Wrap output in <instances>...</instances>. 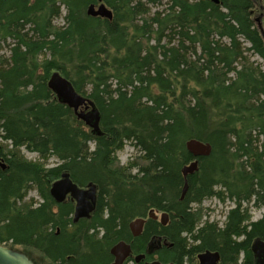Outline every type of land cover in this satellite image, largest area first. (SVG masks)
Listing matches in <instances>:
<instances>
[{
  "label": "trees",
  "instance_id": "obj_1",
  "mask_svg": "<svg viewBox=\"0 0 264 264\" xmlns=\"http://www.w3.org/2000/svg\"><path fill=\"white\" fill-rule=\"evenodd\" d=\"M102 1L111 20L87 13L98 0H0V49H9L0 54V243L54 264H110V249L132 238L129 222L155 208L171 218L152 222L173 243L160 254L168 262L194 264L211 250L220 264L241 253L254 264L252 243L264 239V36L254 16L264 0ZM55 71L93 100L101 134L48 87ZM191 138L212 153L198 158L181 200ZM126 141L147 163L135 174L118 161ZM21 147L56 166L25 159ZM66 171L99 191L94 216L77 224L73 204L50 194ZM31 189L44 202L21 208ZM211 197L235 207L224 226L197 229L193 205ZM245 204L263 209L261 219L246 225Z\"/></svg>",
  "mask_w": 264,
  "mask_h": 264
},
{
  "label": "water",
  "instance_id": "obj_2",
  "mask_svg": "<svg viewBox=\"0 0 264 264\" xmlns=\"http://www.w3.org/2000/svg\"><path fill=\"white\" fill-rule=\"evenodd\" d=\"M218 2V0H215ZM89 15L93 17H102L111 20L113 11L102 0L93 3L88 7ZM255 21L264 36V14L256 16ZM48 87L54 92L58 100L74 110L78 119L85 122L86 125L93 129V132L101 134L100 121L101 115L96 108L94 102L88 97L76 91L72 82L62 76L58 71L51 74L48 80ZM186 149L191 153L195 160L183 167V174L186 179L185 186L182 189L181 200L185 198L188 191L187 178L193 175L199 169L200 157H208L212 153V145L196 138L189 139ZM51 196L57 202H64L68 197L76 202L75 219H90L97 206L98 187L96 184H89L88 189H80L72 179L70 172L66 171L61 178L53 182L50 189ZM168 215L163 214L162 223H167ZM144 219H135L130 223V229L134 236L140 235L143 227ZM253 256L256 264H264V239L258 237L252 243ZM131 253V248L125 241H120L111 249V254L115 257L111 264H123ZM139 256L137 260L140 259ZM199 264H219L221 261V253L219 251L206 250L198 254ZM0 264H37L28 254L17 250L11 246L0 243ZM147 264H163L160 261H154Z\"/></svg>",
  "mask_w": 264,
  "mask_h": 264
},
{
  "label": "rangeland",
  "instance_id": "obj_3",
  "mask_svg": "<svg viewBox=\"0 0 264 264\" xmlns=\"http://www.w3.org/2000/svg\"><path fill=\"white\" fill-rule=\"evenodd\" d=\"M63 16L65 15V10L63 9ZM258 14H255L257 16ZM254 16V17H255ZM56 24L62 25L64 23L63 17L57 19L55 21ZM0 54L5 55L6 57L9 56V49L6 44H1ZM2 139V138H0ZM5 146H8V150L6 152H13L15 149L10 146L9 142L3 143ZM18 153L24 157L27 160H30L31 162L36 163H45L46 167H52L56 166L57 160L55 157L51 156L46 158H40L38 155L36 156L33 152L28 151L25 147H21L18 149ZM118 161L121 166H124L125 169H128L133 174L137 173L138 167L146 166V161L143 159V156L140 154V152L137 151L134 143L132 141H126L123 147L117 152ZM37 159V160H36ZM40 202V198L35 190H31L27 196L24 198L23 201L19 202V206L25 209H29L32 206L37 205ZM231 202V201H230ZM253 204H245L243 209L246 210L250 214V219H247L245 221L246 225H249L251 221H257L261 219L263 216V209H258L252 206ZM234 204L233 202L229 203V200H221L218 197H211L205 199L200 204H194L193 209L194 210H201V221L198 224V228L201 226L207 224V222H217L219 226H224L228 219V213L231 209H233ZM244 236L239 237L238 240H242ZM189 245L191 244V247L195 245L196 243H192V241H188ZM11 246V245H10ZM17 250L24 251L28 256L33 259L37 264H54L48 259H46L44 256H42L40 253L33 249H27L24 247H15ZM158 258L161 262L164 264L168 263V260L163 255H158ZM244 253H241L238 256L237 263L236 264H242L244 261ZM128 264H132L130 261ZM186 264H190L186 263ZM194 264H199V260L197 258V255L195 256ZM220 264V263H219Z\"/></svg>",
  "mask_w": 264,
  "mask_h": 264
},
{
  "label": "flooded vegetation",
  "instance_id": "obj_4",
  "mask_svg": "<svg viewBox=\"0 0 264 264\" xmlns=\"http://www.w3.org/2000/svg\"><path fill=\"white\" fill-rule=\"evenodd\" d=\"M75 183L78 185V187H80L82 189H88L89 188V184H91V183L94 184L93 182H89V183H87L85 185L78 184L77 182H75ZM31 190H35V189H31ZM35 191L37 192V190H35ZM37 194H38V196L40 198V202L37 205L33 206L34 208L40 207L41 204L44 202L43 198L39 195L38 192H37ZM98 199H99V191H98V195H97V204H98ZM55 202L57 204H67L68 202L73 204V210L71 211V213L68 212V218L71 219V221L73 223L77 224L80 221L85 220V218H83V219L78 220L77 222L74 221L76 202L72 201L69 197H68V199L66 201H64L62 203L57 202L56 200H55ZM54 208L57 210L56 212H60V210H59V208L57 206H54ZM96 208H97V206H96ZM151 210H156V211H158L160 213V215H158V218H156L154 216L151 217L150 214H149V212H150V210H149V212H147V214L145 216H137L136 218L133 219V220H135V219H144V223H143V227H142V231H141L140 235H138V236H134L133 235V233H132V231L130 229V223L133 220L129 222L128 230H129L132 238L130 240L128 239V240H121V241H125L127 243V245L130 246L131 253L126 258V260L124 261L123 264H128L130 261L132 262V264H147V263L154 262V261H160V259L158 258V255H160L161 252H163L165 249L173 247V243H171L164 236H162V235H160V234L155 232V227L152 224V222H154V223H156V225H157V223H158V225L161 224L162 226L168 225L170 223V221H171L170 214L168 212H166V211H161V210H158V209H155V208H151ZM95 211H96V209H95ZM95 211L93 212L91 218L94 216ZM163 213H168L169 214L168 219H167V223L165 225L162 223V218H161V214H163ZM64 215H66V214L64 213ZM66 217L67 216H65V218ZM150 232H151V234L149 235V237L147 239H145V241L142 243L144 235H147ZM137 248H138V250H137ZM139 256H142V257H140V259L137 260V257H139ZM114 260H115V257L113 256L112 262H114ZM166 264H174V263L169 261ZM254 264H256L255 257H254Z\"/></svg>",
  "mask_w": 264,
  "mask_h": 264
},
{
  "label": "bare ground",
  "instance_id": "obj_5",
  "mask_svg": "<svg viewBox=\"0 0 264 264\" xmlns=\"http://www.w3.org/2000/svg\"><path fill=\"white\" fill-rule=\"evenodd\" d=\"M215 1V0H214ZM216 2V1H215ZM218 2H219V0H218ZM218 2H216V3H218ZM259 15V14H258ZM91 16V15H90ZM256 18V16L254 17V19ZM256 22V21H255ZM257 23V22H256ZM258 25V24H257ZM259 27V26H258ZM260 29V28H259ZM261 30V29H260ZM262 32V31H261ZM263 35V34H262ZM61 74V73H60ZM62 75V74H61ZM93 101V100H92ZM97 108V107H96ZM36 156L38 155V157L40 156L38 153H34ZM39 159H40V157H39ZM183 170V169H182ZM183 176H184V174H183ZM190 176V175H189ZM189 176H188V178H187V182H188V190H189ZM185 182H186V179H185V177H184V184H183V188H184V186H185ZM92 184V183H91ZM78 186V185H77ZM80 188V187H79ZM182 188V189H183ZM80 189H82V188H80ZM86 190V189H85ZM188 192V191H187ZM187 194V193H186ZM186 196V195H185ZM60 203H62V202H60ZM229 203H231L230 201H229ZM234 204V207H235V203H233ZM149 214H150V216L152 217V216H154V217H156V218H158V215H160V213L158 212V211H156V210H150V212H149ZM164 214V213H163ZM163 214H161V218H163ZM168 216H169V214L168 213H166ZM75 219V218H74ZM112 249V248H111Z\"/></svg>",
  "mask_w": 264,
  "mask_h": 264
}]
</instances>
